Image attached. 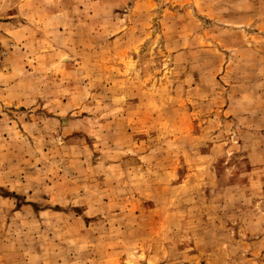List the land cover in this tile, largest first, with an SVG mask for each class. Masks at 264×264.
<instances>
[{
	"label": "rangeland",
	"instance_id": "1",
	"mask_svg": "<svg viewBox=\"0 0 264 264\" xmlns=\"http://www.w3.org/2000/svg\"><path fill=\"white\" fill-rule=\"evenodd\" d=\"M0 264H264V0H0Z\"/></svg>",
	"mask_w": 264,
	"mask_h": 264
}]
</instances>
